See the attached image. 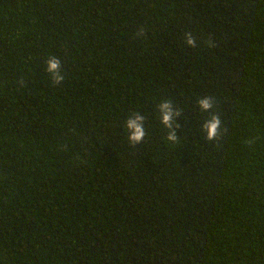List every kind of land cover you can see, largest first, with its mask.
<instances>
[{
  "label": "trees",
  "instance_id": "obj_1",
  "mask_svg": "<svg viewBox=\"0 0 264 264\" xmlns=\"http://www.w3.org/2000/svg\"><path fill=\"white\" fill-rule=\"evenodd\" d=\"M0 264H264V0H0Z\"/></svg>",
  "mask_w": 264,
  "mask_h": 264
},
{
  "label": "clouds",
  "instance_id": "obj_2",
  "mask_svg": "<svg viewBox=\"0 0 264 264\" xmlns=\"http://www.w3.org/2000/svg\"><path fill=\"white\" fill-rule=\"evenodd\" d=\"M144 29L137 32V36L142 35ZM185 43L190 47H196V40L190 32L184 35ZM210 43V41H209ZM45 71L49 74V79L53 82V87L61 85L65 80V75L62 68L61 60L55 56H49L45 61ZM198 107L202 112H212L215 100L211 96L200 98L197 101ZM158 112L161 124L169 129L167 140L172 143L178 141V137L174 131L176 124V117L180 116L179 110H175L170 99H165L158 105ZM144 116L139 112L129 114L125 121L124 128L126 132V139L129 144L136 146L146 136ZM221 118L219 114L212 113L210 118L206 119L202 125V131L205 133L206 140L212 142L221 133Z\"/></svg>",
  "mask_w": 264,
  "mask_h": 264
}]
</instances>
